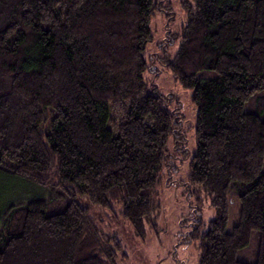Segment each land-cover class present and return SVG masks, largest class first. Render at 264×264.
I'll list each match as a JSON object with an SVG mask.
<instances>
[{
  "label": "trees",
  "instance_id": "obj_1",
  "mask_svg": "<svg viewBox=\"0 0 264 264\" xmlns=\"http://www.w3.org/2000/svg\"><path fill=\"white\" fill-rule=\"evenodd\" d=\"M180 7L177 51L162 64L196 110L184 184L197 211L207 196L215 212L181 242L196 244L197 264H264V0ZM160 9L0 0V184L13 186L0 199V264H120V222L144 241L171 152L184 150L170 141L182 118L172 96L144 79Z\"/></svg>",
  "mask_w": 264,
  "mask_h": 264
},
{
  "label": "rangeland",
  "instance_id": "obj_2",
  "mask_svg": "<svg viewBox=\"0 0 264 264\" xmlns=\"http://www.w3.org/2000/svg\"><path fill=\"white\" fill-rule=\"evenodd\" d=\"M155 1L161 9L155 13L150 22L152 42L144 51L149 68L144 74V79L147 83L154 84L160 95L172 96L173 100L169 108L177 109L182 118L177 124H180V131L176 137L178 144L174 143L173 136L170 141L174 147L184 150L171 152L176 159L170 160L173 165H169L163 174L158 188V206L151 216V222L145 225L144 241L135 237L126 222H120L119 225L111 228L110 234L118 238L127 255V259L120 264H197L196 244L181 241L183 236L196 226L195 222L198 220L204 225L203 230L206 229L208 223L215 218V212L207 196H201L202 204L200 211H197V202L184 184L195 151L196 110L191 102V92L181 88L162 64L163 59L173 57L177 51L180 31L185 24V15L180 7V0ZM12 191L11 184H0V199L10 195ZM35 191L31 189V192ZM92 207L91 214L98 218L97 208ZM229 211L227 229L230 231L238 219L237 199H229ZM109 213L113 216L112 212Z\"/></svg>",
  "mask_w": 264,
  "mask_h": 264
}]
</instances>
